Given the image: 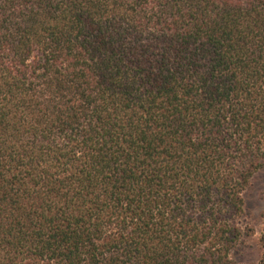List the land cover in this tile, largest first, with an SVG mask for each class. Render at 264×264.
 <instances>
[{
    "label": "trees",
    "instance_id": "16d2710c",
    "mask_svg": "<svg viewBox=\"0 0 264 264\" xmlns=\"http://www.w3.org/2000/svg\"><path fill=\"white\" fill-rule=\"evenodd\" d=\"M260 171L264 0H0V264H238Z\"/></svg>",
    "mask_w": 264,
    "mask_h": 264
},
{
    "label": "rangeland",
    "instance_id": "374dc122",
    "mask_svg": "<svg viewBox=\"0 0 264 264\" xmlns=\"http://www.w3.org/2000/svg\"><path fill=\"white\" fill-rule=\"evenodd\" d=\"M243 197L244 214L237 225L244 234L232 258L238 264H257L261 256L259 239L264 225V171L254 175Z\"/></svg>",
    "mask_w": 264,
    "mask_h": 264
}]
</instances>
